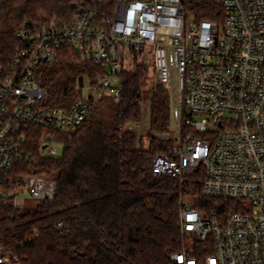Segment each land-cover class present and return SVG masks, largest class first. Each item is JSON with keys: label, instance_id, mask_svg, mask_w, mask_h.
Listing matches in <instances>:
<instances>
[{"label": "built area", "instance_id": "2783aa9c", "mask_svg": "<svg viewBox=\"0 0 264 264\" xmlns=\"http://www.w3.org/2000/svg\"><path fill=\"white\" fill-rule=\"evenodd\" d=\"M182 4L84 0L63 26L35 33L26 24L16 32L13 55L0 52V206L54 201L56 181L18 174L17 165L34 158L33 134L43 153L58 155L60 136L86 122L97 92L86 80L82 98L48 107L36 80L40 67L57 62L63 49L105 64L101 85L118 103L129 48L130 63L152 59L172 98L170 131L160 137L173 145L152 158L153 175L184 183L204 173V197L233 203L202 211L182 194L181 230L194 245L175 254L174 264H264V0H223L221 23L196 22ZM0 245V264H21Z\"/></svg>", "mask_w": 264, "mask_h": 264}, {"label": "trees", "instance_id": "16d2710c", "mask_svg": "<svg viewBox=\"0 0 264 264\" xmlns=\"http://www.w3.org/2000/svg\"><path fill=\"white\" fill-rule=\"evenodd\" d=\"M82 1L0 0V52L13 55L15 34L23 25L39 33L69 23ZM182 5L196 22L224 19L223 0H183ZM108 70L63 49L57 62L37 71L48 107L67 108L82 98L86 80L97 92L89 97L86 122L60 136L61 156L44 155L38 134H33L28 149L34 158L17 165L18 174L58 183L54 201L41 202L34 212L11 203L0 206V243L10 247L21 264H174L173 256L188 247L181 230L182 194L195 199L202 211L233 204L204 197V173L184 183L153 175L152 158L173 145L160 137L170 131L171 94L155 84L146 148L127 127L142 121L147 62L135 57L122 70L116 83L121 98L111 122L103 106L113 97L101 85Z\"/></svg>", "mask_w": 264, "mask_h": 264}, {"label": "rangeland", "instance_id": "374dc122", "mask_svg": "<svg viewBox=\"0 0 264 264\" xmlns=\"http://www.w3.org/2000/svg\"><path fill=\"white\" fill-rule=\"evenodd\" d=\"M125 53H126L125 54L126 57L128 58V61H129V62L127 61V63H126V68H129V65L131 64L130 60H131V58H133V56H132V53L130 52L129 48H126ZM135 57L138 60H142L141 56L140 57L135 56ZM147 66H148L147 76L144 78L143 85H142L143 98H144L143 99L142 121L139 124H135V125L127 127L128 129L133 130L136 133L138 139L142 141L144 147H146V148L149 146L150 138H151V134H152L150 132L151 97H152V92H153L154 86L158 81V76H157V73L155 71L152 59H149L147 61ZM107 92H108L109 96H112L110 90H108ZM85 94L87 96L89 95V93L87 91H85ZM108 99L109 100H107V102L103 106V114H104V117L106 118V120L111 122L112 118H113L112 115L114 114L117 103L111 97L110 98L108 97ZM44 102H46V100H44ZM56 147L58 150V155H56V156L59 157L64 153V146L63 145H57ZM44 154L47 156H50L48 154V152H46V151H44ZM40 203H41V201L28 198L26 200L24 211L25 212H34ZM193 245H194L193 238H189L188 239L189 250H191ZM1 248H2V246L0 245V250H1Z\"/></svg>", "mask_w": 264, "mask_h": 264}]
</instances>
